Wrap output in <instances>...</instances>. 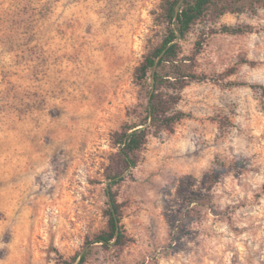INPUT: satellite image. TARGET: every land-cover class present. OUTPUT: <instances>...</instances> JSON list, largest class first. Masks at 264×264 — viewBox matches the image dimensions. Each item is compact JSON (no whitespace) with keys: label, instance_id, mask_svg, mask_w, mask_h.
Here are the masks:
<instances>
[{"label":"rangeland","instance_id":"374dc122","mask_svg":"<svg viewBox=\"0 0 264 264\" xmlns=\"http://www.w3.org/2000/svg\"><path fill=\"white\" fill-rule=\"evenodd\" d=\"M160 1L0 0V264H264V8L191 28L181 55L207 78L171 91L187 116L118 159ZM114 175L128 240L92 243Z\"/></svg>","mask_w":264,"mask_h":264},{"label":"trees","instance_id":"16d2710c","mask_svg":"<svg viewBox=\"0 0 264 264\" xmlns=\"http://www.w3.org/2000/svg\"><path fill=\"white\" fill-rule=\"evenodd\" d=\"M264 8V0H161L159 4L160 19L164 24L163 37L160 43L146 53L135 67L134 76L139 84H145L148 78L151 82L146 94V102L138 112V121L124 123L114 134L117 155L124 170H130L138 163V153L146 143L151 128L172 130L174 124L185 118L182 111L170 112L176 97L171 91H178L192 81L204 80V74L195 73L190 64L181 55L180 41L191 28L206 16L218 18L231 12L249 10L255 13ZM252 30L250 25H222L220 32L238 34ZM216 32V31H214ZM259 88L264 95L263 85H250ZM119 175L110 177L104 188L106 229L96 234L92 243L102 245L114 244L122 246L128 240L123 229L122 203L117 199L116 185L122 180ZM210 189V187H207ZM193 202L191 197L187 200ZM77 256L63 260L62 264H83L86 251H83L78 261Z\"/></svg>","mask_w":264,"mask_h":264},{"label":"bare ground","instance_id":"6f19581e","mask_svg":"<svg viewBox=\"0 0 264 264\" xmlns=\"http://www.w3.org/2000/svg\"><path fill=\"white\" fill-rule=\"evenodd\" d=\"M17 193V192H16Z\"/></svg>","mask_w":264,"mask_h":264}]
</instances>
